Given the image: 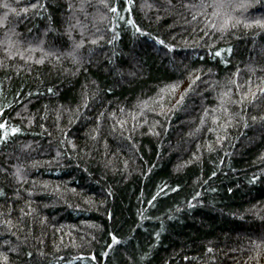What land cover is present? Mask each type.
Masks as SVG:
<instances>
[{"label":"trees","instance_id":"16d2710c","mask_svg":"<svg viewBox=\"0 0 264 264\" xmlns=\"http://www.w3.org/2000/svg\"><path fill=\"white\" fill-rule=\"evenodd\" d=\"M255 20L264 0H0V264H264Z\"/></svg>","mask_w":264,"mask_h":264},{"label":"snow or ice","instance_id":"6c2138e0","mask_svg":"<svg viewBox=\"0 0 264 264\" xmlns=\"http://www.w3.org/2000/svg\"><path fill=\"white\" fill-rule=\"evenodd\" d=\"M169 3H171V0H169ZM37 6H38L37 4H30V5H29V7H31V8H36ZM80 6L82 7V5H80ZM184 6H185V7H191V5H188V4H185ZM4 7H8V5H7V4H4ZM39 7H43V4H39ZM68 7H69V9H71V8H72V5L69 4ZM116 10H117V9H116L115 5H113L112 8H111V11L115 12ZM20 11H21V12H26V11H27V8H21ZM77 23H79V22L77 21ZM129 23H134V22L130 20ZM252 23L260 24V25L264 26V20H255V21H253ZM221 27H223V26H221ZM136 30H137L138 32H142V30H141L139 27H137ZM149 35H150V34H149ZM154 39H156V42H157V43L164 44V41H163V40H160L159 37H155ZM80 43H83V41H80ZM80 43H78V44L76 45L77 48L80 46ZM93 43H95V41H93ZM167 47H168V48H171L172 45L169 44V45H167ZM6 51H7V49H6ZM49 91H51V89H49ZM258 91L261 92V93H264V88H260V89H258ZM225 95H226V94H225ZM245 95H247V94H245ZM253 97H255V93H253ZM85 102H87V97H85ZM0 111H2V110H0ZM97 119H99V117H97ZM213 119H215V117H213ZM253 119H255V118H253ZM4 127H5V125H4L3 123H0V129H2V128H4ZM17 130H18V129H16V128H12V129H11L12 132H15V131H17ZM0 139H3V136H2V135H0ZM255 179H256V176L254 175V176L252 177V181H254ZM229 191H231V189H229ZM149 203H151V201H149ZM157 238H158V237H157ZM112 239H113V241L115 242L117 238H116L115 236H113Z\"/></svg>","mask_w":264,"mask_h":264}]
</instances>
